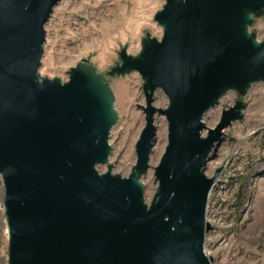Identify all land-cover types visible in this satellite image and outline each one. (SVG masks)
<instances>
[{
  "label": "water",
  "instance_id": "95a60500",
  "mask_svg": "<svg viewBox=\"0 0 264 264\" xmlns=\"http://www.w3.org/2000/svg\"><path fill=\"white\" fill-rule=\"evenodd\" d=\"M62 0H0V174L9 264H214L206 251L208 204L221 170L208 163L225 129L244 118L235 101L215 128L204 116L234 90L264 82V42L250 30L264 0H166L139 55L119 52L108 75L141 74L146 124L129 176L113 173L116 96L98 68L81 62L69 78L42 77L45 25ZM161 89L166 108L154 105ZM168 144L146 198L142 176L157 142ZM207 130V136L203 135ZM108 164L100 173L98 165Z\"/></svg>",
  "mask_w": 264,
  "mask_h": 264
},
{
  "label": "rangeland",
  "instance_id": "374dc122",
  "mask_svg": "<svg viewBox=\"0 0 264 264\" xmlns=\"http://www.w3.org/2000/svg\"><path fill=\"white\" fill-rule=\"evenodd\" d=\"M166 0H62L54 7L45 25L46 42L39 72L42 77L69 78L71 68L81 62L95 65L108 80L116 96L118 121L111 130L110 163L113 173L130 175L137 162L136 144L145 127L144 80L140 73L119 76L108 72L119 64V52L137 56L142 40L151 33L161 39L163 28L154 20ZM115 25V26H114ZM250 30L264 42V15L254 20ZM242 99L248 107L244 118L225 129V140L208 163L207 175L221 170L212 191L207 219L212 230L206 236V251L214 264H264V82L254 84L244 97L230 90L219 105L204 116L209 128H215L222 112ZM165 93L158 89L154 105L166 108ZM157 142L150 168L142 176L146 198L156 193L155 168L168 144L166 117L156 114ZM207 136V130L203 132ZM100 173L108 164L98 165ZM5 188L0 174V264H9V232L4 207Z\"/></svg>",
  "mask_w": 264,
  "mask_h": 264
},
{
  "label": "bare ground",
  "instance_id": "6f19581e",
  "mask_svg": "<svg viewBox=\"0 0 264 264\" xmlns=\"http://www.w3.org/2000/svg\"><path fill=\"white\" fill-rule=\"evenodd\" d=\"M115 26V25H114Z\"/></svg>",
  "mask_w": 264,
  "mask_h": 264
}]
</instances>
